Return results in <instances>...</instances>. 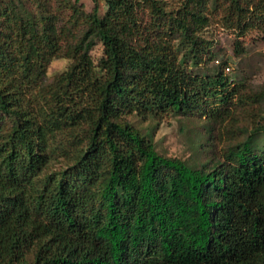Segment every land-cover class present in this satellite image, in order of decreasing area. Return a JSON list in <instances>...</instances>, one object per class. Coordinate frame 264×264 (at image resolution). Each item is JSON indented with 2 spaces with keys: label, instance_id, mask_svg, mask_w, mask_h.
<instances>
[{
  "label": "trees",
  "instance_id": "16d2710c",
  "mask_svg": "<svg viewBox=\"0 0 264 264\" xmlns=\"http://www.w3.org/2000/svg\"><path fill=\"white\" fill-rule=\"evenodd\" d=\"M92 1L0 4V264H264V153L195 168L127 120L219 116L213 28L264 45V0Z\"/></svg>",
  "mask_w": 264,
  "mask_h": 264
},
{
  "label": "rangeland",
  "instance_id": "374dc122",
  "mask_svg": "<svg viewBox=\"0 0 264 264\" xmlns=\"http://www.w3.org/2000/svg\"><path fill=\"white\" fill-rule=\"evenodd\" d=\"M7 1L0 0V4ZM80 2L87 11L94 7L92 0ZM105 11L104 3H100V14ZM214 29L216 43L213 53L216 59L229 67V70H224L225 76L235 80V87H230L235 88V95L226 104L215 105L221 108L219 116L212 118L187 112L171 113L164 118L127 117L139 133L153 143L159 154L181 159L195 168L218 162L225 164L231 152L247 143L255 153H264V45L251 52L240 53L235 49L233 34L218 25ZM102 53V44L97 43L91 52L95 62L102 57ZM71 63L67 58H53L47 68L46 79H53ZM215 66V62H210L206 67L197 68L196 72L214 73ZM65 164V160L58 159L52 166L59 168Z\"/></svg>",
  "mask_w": 264,
  "mask_h": 264
},
{
  "label": "built area",
  "instance_id": "2783aa9c",
  "mask_svg": "<svg viewBox=\"0 0 264 264\" xmlns=\"http://www.w3.org/2000/svg\"><path fill=\"white\" fill-rule=\"evenodd\" d=\"M262 53L264 54V48H262ZM227 70H229V69L227 68Z\"/></svg>",
  "mask_w": 264,
  "mask_h": 264
}]
</instances>
